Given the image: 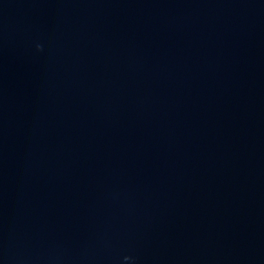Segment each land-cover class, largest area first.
<instances>
[{
  "label": "water",
  "instance_id": "water-1",
  "mask_svg": "<svg viewBox=\"0 0 264 264\" xmlns=\"http://www.w3.org/2000/svg\"><path fill=\"white\" fill-rule=\"evenodd\" d=\"M0 264H264V0H88L0 112Z\"/></svg>",
  "mask_w": 264,
  "mask_h": 264
}]
</instances>
